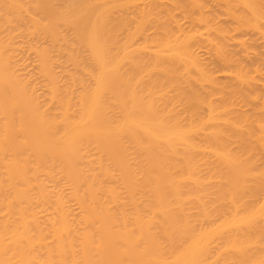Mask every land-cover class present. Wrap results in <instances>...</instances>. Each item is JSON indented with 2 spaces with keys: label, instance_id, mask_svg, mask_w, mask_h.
I'll use <instances>...</instances> for the list:
<instances>
[{
  "label": "bare ground",
  "instance_id": "1",
  "mask_svg": "<svg viewBox=\"0 0 264 264\" xmlns=\"http://www.w3.org/2000/svg\"><path fill=\"white\" fill-rule=\"evenodd\" d=\"M0 264H264V0H0Z\"/></svg>",
  "mask_w": 264,
  "mask_h": 264
},
{
  "label": "rangeland",
  "instance_id": "2",
  "mask_svg": "<svg viewBox=\"0 0 264 264\" xmlns=\"http://www.w3.org/2000/svg\"><path fill=\"white\" fill-rule=\"evenodd\" d=\"M247 36H249V33L247 34Z\"/></svg>",
  "mask_w": 264,
  "mask_h": 264
}]
</instances>
